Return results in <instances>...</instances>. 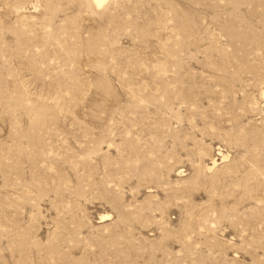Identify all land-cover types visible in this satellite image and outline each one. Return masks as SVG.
<instances>
[{"label": "rangeland", "instance_id": "374dc122", "mask_svg": "<svg viewBox=\"0 0 264 264\" xmlns=\"http://www.w3.org/2000/svg\"><path fill=\"white\" fill-rule=\"evenodd\" d=\"M0 264H264V0H0Z\"/></svg>", "mask_w": 264, "mask_h": 264}]
</instances>
